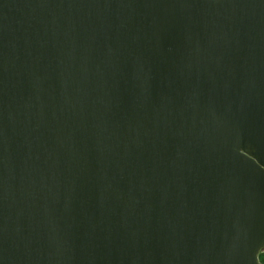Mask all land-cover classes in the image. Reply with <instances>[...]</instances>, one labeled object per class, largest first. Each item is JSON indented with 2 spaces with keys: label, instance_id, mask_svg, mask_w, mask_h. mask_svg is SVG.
<instances>
[{
  "label": "water",
  "instance_id": "water-1",
  "mask_svg": "<svg viewBox=\"0 0 264 264\" xmlns=\"http://www.w3.org/2000/svg\"><path fill=\"white\" fill-rule=\"evenodd\" d=\"M264 0H0V264H264Z\"/></svg>",
  "mask_w": 264,
  "mask_h": 264
},
{
  "label": "trees",
  "instance_id": "trees-1",
  "mask_svg": "<svg viewBox=\"0 0 264 264\" xmlns=\"http://www.w3.org/2000/svg\"><path fill=\"white\" fill-rule=\"evenodd\" d=\"M260 260L264 263V251L260 253Z\"/></svg>",
  "mask_w": 264,
  "mask_h": 264
}]
</instances>
